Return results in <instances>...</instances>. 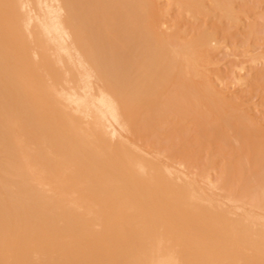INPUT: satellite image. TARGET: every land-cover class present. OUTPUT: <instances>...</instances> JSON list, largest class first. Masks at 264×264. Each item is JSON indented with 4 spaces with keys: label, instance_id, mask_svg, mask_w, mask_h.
<instances>
[{
    "label": "bare ground",
    "instance_id": "bare-ground-1",
    "mask_svg": "<svg viewBox=\"0 0 264 264\" xmlns=\"http://www.w3.org/2000/svg\"><path fill=\"white\" fill-rule=\"evenodd\" d=\"M241 39L264 0H0V264H264V81H214ZM230 131L248 160L203 162Z\"/></svg>",
    "mask_w": 264,
    "mask_h": 264
},
{
    "label": "rangeland",
    "instance_id": "rangeland-1",
    "mask_svg": "<svg viewBox=\"0 0 264 264\" xmlns=\"http://www.w3.org/2000/svg\"><path fill=\"white\" fill-rule=\"evenodd\" d=\"M246 1H248V0H246ZM101 13H102V11H101ZM98 17H97V16ZM96 15H95V17H94V19L97 17V19L98 20H96V21H98V26H100V27H98V28H100V29H96V32H93V33H96L95 35L97 36V34H98V37H99V33L102 31V33L100 34L101 36H103L102 34H103V32H104V30H102V28H104L105 29V32H107L108 31V29L106 28L107 26H106V22H108V24H109V21H106V20H108L109 18V20L111 21V17H108L106 20L104 19V17H106L105 15L103 16V15H100V13L99 12H97L96 13ZM103 18V21L101 22V20H102V18H100V16ZM252 14L250 13V17H248V22H253L254 21V18H253V16H251ZM99 20H100V22L102 23V25H101V23L99 22ZM112 21H113V19H112ZM94 22H95V20H94ZM105 22V23H104ZM95 24H97L96 22H95ZM110 25V24H109ZM97 26V25H96ZM106 26V27H105ZM110 27V26H109ZM110 30H114V28H111L110 27ZM116 30V29H115ZM97 31H98V33H97ZM104 32V34L107 36V38H105L106 36L104 35L103 37L105 38V39H107V40H105V39H103L102 37L101 38H97L96 36H95V38H97V40H100L102 43H101V46L103 45V44H105V43H108V45L106 44V47H108L109 46V44L111 45L112 43H113V47H114V45H117V47H118V42H120V41H116V40H118V39H120V36H118L117 34L119 33V31H117L118 33L116 34V32H112V34L110 35V32L108 31L107 33H105ZM114 33V34H113ZM110 36V37H109ZM113 36V37H112ZM111 37H112V39H114L115 37V42H114V40H110L111 39ZM117 37H118V39H117ZM105 40V41H104ZM109 40V41H108ZM108 41V42H107ZM230 41V40H229ZM228 40L227 41H221L220 42V44L218 43V48H217V52H216V56H217V59H220L219 61L221 62H219V70H218V76H217V79L215 78V83L216 84H218L220 87H229L230 89H232V90H230L231 92H233V93H241V91H243L242 93H245V91L249 88V86L251 85V83L250 82H252V81H261L262 83H263V81H264V78H262V77H260V73H259V71H262L263 69H264V55H260V54H262V52H264V46H263V42H258V40L256 41L255 40V43H254V39H253V41L251 42V41H243L242 39H241V41L240 42H242V43H238V42H232V41H230V43H228L229 42ZM105 42V43H104ZM112 42V43H111ZM247 42V43H246ZM97 43H98V41H97ZM251 43H253V44H251ZM98 47H101L100 46V42L98 43ZM112 46V45H111ZM245 46V47H244ZM103 48L105 47L104 45L102 46ZM101 47V48H102ZM105 47V49L107 50V49H109L110 48V50L111 51H113V50H115L114 52L116 53V50H117V48H116V46L114 47V49H113V47H109V48H106ZM262 47V48H261ZM102 48V49H103ZM118 49H119V47H118ZM260 49V50H259ZM255 50H258V51H255ZM119 51V50H118ZM248 51H250V53H248ZM255 51V53L254 54H251V53H253V52ZM236 52V53H235ZM240 52V53H239ZM246 53H248V55L246 54ZM258 53H260V54H258ZM244 54V55H243ZM247 56H246V55ZM240 56V57H238V56ZM242 56V57H241ZM253 56H256V57H254L253 58ZM236 57V58H235ZM260 57H262V58H260ZM251 58V59H250ZM240 59V60H239ZM242 59V60H241ZM253 59V62H250V60H252ZM262 59V60H261ZM240 61V62H239ZM242 61V62H241ZM249 61V62H248ZM243 62H245L244 63V65H243ZM255 62V63H254ZM247 64V65H246ZM239 65H241V66H239ZM238 68L239 67V69L237 70L236 69V67ZM248 66V67H247ZM235 68V69H234ZM252 68V69H251ZM259 68V69H258ZM222 70V72H223V74H221V70ZM243 70V71H242ZM242 71V72H241ZM235 72V73H234ZM257 72V73H256ZM234 73V74H233ZM256 73V74H255ZM248 74H249V76H248ZM253 74V75H252ZM262 74V73H261ZM232 75H234L235 77L236 76H238L236 79H238V81H237V83H236V85L233 83V82H235L234 80H236V79H234L235 77L233 76V78L231 77ZM242 75H243V77H242ZM248 78H247V77ZM252 76V77H251ZM242 77V78H241ZM241 78V79H240ZM223 79H224V85L222 84V82H223ZM231 79H232V82H230L231 81ZM242 79H243V82H242ZM230 80V81H229ZM246 80V81H245ZM249 80V81H248ZM263 80V81H262ZM217 81H219L218 83H217ZM241 81V83H243V85H241L239 82ZM246 83V84H245ZM222 84V85H221ZM232 84H234L233 86H232ZM237 84H238V86H237ZM240 84V85H239ZM248 86V87H247ZM239 87H241V88H239ZM247 89H246V88ZM238 89H242L241 91L240 90H238ZM246 89V90H245ZM237 90V91H236ZM261 91V92H260ZM259 92V93H258ZM252 93L253 92H249V89L247 90V93H245L246 94V100L247 101H249V103H255V105H253V107L255 108L253 111H254V114H259V116L261 117V120H260V117L257 119L258 121H263V118H264V86H263V84H262V87L257 91V92H254L253 93V95H252ZM256 93V94H255ZM249 98V99H248ZM251 99V100H250ZM252 101V102H251ZM257 105L259 106V107H257ZM262 110V111H261ZM256 112V113H255ZM256 116V115H255ZM256 117H258V116H256ZM261 124L264 126V123H262L261 122ZM193 128H192V130H191V132L192 133H194V134H198V130L194 127V126H192ZM231 132V131H230ZM190 134L191 136L192 135H194V134ZM229 135H231L230 136V139H228L226 142H217V143H219V145L217 144V143H212V142H209V144H207V148L203 151V153H202V161L203 162H205L208 158H210V153L212 152V151H216V152H218V160H219V162L220 163H224L225 161V163H227L228 161H231V162H233V160H235V158H236V160L238 161V162H242V161H245L246 162V160H248L247 159V156L245 155V157L242 155V156H237L236 154H235V152H234V150H235V147L236 146H238L239 144L236 142V136H235V134H234V131H232L231 132V134L230 133H228ZM195 136V135H194ZM231 137L233 138L232 139V142L230 141L231 140ZM229 141V142H228ZM233 141H235V142H233ZM230 143V144H229ZM236 144V146H235V144ZM226 144V145H225ZM221 145V146H220ZM224 146V148H223V146ZM225 146H226V148H225ZM231 146V147H230ZM234 149H233V148ZM215 148H216V150H215ZM231 149V150H230ZM221 152V153H220ZM229 152H232V153H229ZM226 153H227V155H229V154H232V156L233 157H229V156H231V155H229V156H227L226 155ZM223 154V155H222ZM204 155V156H203ZM235 156V157H234ZM240 157V158H239ZM226 158V159H225ZM229 158L231 159V160H229ZM233 158V159H232ZM245 160H244V159ZM242 159V161H240ZM236 160H235V162H236ZM221 161H223V162H221ZM162 163L163 164H165V165H168V164H170L169 163V161L168 160H164V161H162ZM236 164V163H235ZM184 171V170H183ZM255 173L256 172H254V177L255 176H257V174H258V172L256 173V175H255ZM252 176V175H251ZM260 177H261V174H260ZM253 178V176L250 178V179H252ZM257 180V182H259L260 181V179L259 178H253V180ZM253 180H250V181H252L253 182ZM256 180L253 182L255 185H256ZM246 209V210H245ZM252 210V211H251ZM243 212H246L247 213V215L250 217L251 216V218L252 219H256V221L257 222H259V220H261V219H263L264 220V213H263V209H260V208H249L248 209V207L246 208H243V210H242ZM248 211V212H247ZM255 211V212H254ZM258 213V215H257V213ZM262 212V213H261ZM254 215V216H253ZM259 218V219H258ZM263 220H261V222L260 223H262V224H264V221Z\"/></svg>",
    "mask_w": 264,
    "mask_h": 264
}]
</instances>
